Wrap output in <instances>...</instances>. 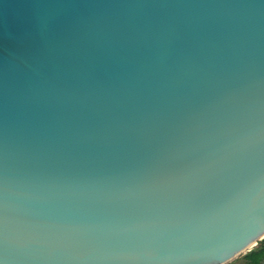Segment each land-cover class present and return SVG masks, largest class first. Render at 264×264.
I'll return each mask as SVG.
<instances>
[{
    "label": "water",
    "instance_id": "water-1",
    "mask_svg": "<svg viewBox=\"0 0 264 264\" xmlns=\"http://www.w3.org/2000/svg\"><path fill=\"white\" fill-rule=\"evenodd\" d=\"M263 237L264 0H0V264Z\"/></svg>",
    "mask_w": 264,
    "mask_h": 264
},
{
    "label": "trees",
    "instance_id": "trees-1",
    "mask_svg": "<svg viewBox=\"0 0 264 264\" xmlns=\"http://www.w3.org/2000/svg\"><path fill=\"white\" fill-rule=\"evenodd\" d=\"M228 264H264V237L250 250L239 255Z\"/></svg>",
    "mask_w": 264,
    "mask_h": 264
},
{
    "label": "snow or ice",
    "instance_id": "snow-or-ice-1",
    "mask_svg": "<svg viewBox=\"0 0 264 264\" xmlns=\"http://www.w3.org/2000/svg\"><path fill=\"white\" fill-rule=\"evenodd\" d=\"M239 250H240V249H238V250H236V251H239ZM233 254H234V253H233ZM233 254H232V255H233ZM232 255H230L229 258H227V259L224 260V264H228V261L231 259V256H232Z\"/></svg>",
    "mask_w": 264,
    "mask_h": 264
},
{
    "label": "rangeland",
    "instance_id": "rangeland-1",
    "mask_svg": "<svg viewBox=\"0 0 264 264\" xmlns=\"http://www.w3.org/2000/svg\"><path fill=\"white\" fill-rule=\"evenodd\" d=\"M235 259V258H234Z\"/></svg>",
    "mask_w": 264,
    "mask_h": 264
}]
</instances>
